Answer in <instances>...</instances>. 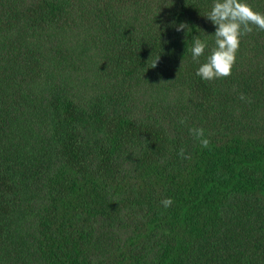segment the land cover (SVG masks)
I'll list each match as a JSON object with an SVG mask.
<instances>
[{
	"label": "trees",
	"instance_id": "1",
	"mask_svg": "<svg viewBox=\"0 0 264 264\" xmlns=\"http://www.w3.org/2000/svg\"><path fill=\"white\" fill-rule=\"evenodd\" d=\"M0 264H264V0H0Z\"/></svg>",
	"mask_w": 264,
	"mask_h": 264
}]
</instances>
